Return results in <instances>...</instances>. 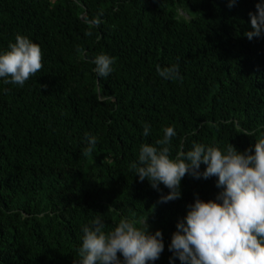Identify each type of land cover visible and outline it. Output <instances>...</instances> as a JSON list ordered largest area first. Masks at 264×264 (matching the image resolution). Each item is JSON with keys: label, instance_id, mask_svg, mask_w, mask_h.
I'll return each instance as SVG.
<instances>
[{"label": "trees", "instance_id": "1", "mask_svg": "<svg viewBox=\"0 0 264 264\" xmlns=\"http://www.w3.org/2000/svg\"><path fill=\"white\" fill-rule=\"evenodd\" d=\"M258 2L0 0V53L20 34L43 57L23 87L0 78V264H79L96 215L105 232L146 216L164 244L148 264H181L170 261L176 224L196 197L216 199L217 177L186 174L181 198L162 203L169 190L130 165L168 126L173 159L193 144L243 153L264 135V34L244 35ZM100 53L115 58L107 77L91 62ZM173 64L182 81L158 76ZM87 136L97 138L90 156Z\"/></svg>", "mask_w": 264, "mask_h": 264}, {"label": "clouds", "instance_id": "2", "mask_svg": "<svg viewBox=\"0 0 264 264\" xmlns=\"http://www.w3.org/2000/svg\"><path fill=\"white\" fill-rule=\"evenodd\" d=\"M236 2L228 0V7ZM255 9V13H248L251 31L244 33L249 40L264 34V2L256 3ZM42 59L39 45L17 34L15 42L0 53V78L6 85L23 87L42 69ZM91 62L97 77H107L113 71L115 58L100 53ZM156 72L165 80H183L178 64L157 65ZM143 134H150L148 124ZM176 135L168 126L155 146H140L138 160L130 165L139 181L147 180L157 191L163 184L169 191L160 196L162 203L181 198L180 182L186 174L197 179L215 176L221 191L215 200L205 202L196 197L187 205V214L177 222V231L171 237L170 261L176 258L181 264H264V135L243 153L231 144L226 152L216 146L193 144L191 150H181L173 159L170 145ZM86 139L88 146L83 155L90 156L97 138ZM201 164L206 166L203 171ZM148 227L146 216L140 221L122 218L113 230L105 232L101 215H96L82 228L79 264H148L158 260L164 250L162 233L157 230L152 234Z\"/></svg>", "mask_w": 264, "mask_h": 264}]
</instances>
